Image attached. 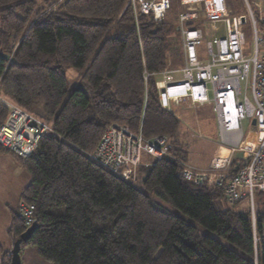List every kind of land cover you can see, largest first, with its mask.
Instances as JSON below:
<instances>
[{"label":"trees","instance_id":"obj_1","mask_svg":"<svg viewBox=\"0 0 264 264\" xmlns=\"http://www.w3.org/2000/svg\"><path fill=\"white\" fill-rule=\"evenodd\" d=\"M173 36L167 18L136 23L129 0H0V125L5 99L53 130L27 159L0 147L30 177L20 201L35 206L37 228L21 244L22 264H264L251 211L235 212L213 180L185 179L180 120L161 106L156 79H144L171 67ZM69 68L82 72L70 95ZM114 126L166 137L170 156L124 180L91 158ZM25 231L15 212L10 237Z\"/></svg>","mask_w":264,"mask_h":264},{"label":"built area","instance_id":"obj_2","mask_svg":"<svg viewBox=\"0 0 264 264\" xmlns=\"http://www.w3.org/2000/svg\"><path fill=\"white\" fill-rule=\"evenodd\" d=\"M178 3L182 8L178 28L184 65L176 70L145 72L144 79H156L160 104L166 110L172 111L183 103L212 108L221 139L216 155L208 170L199 172L186 166L183 175L195 185L213 180L230 205L249 199L257 242L264 239V228L261 236L256 230V194L264 193L263 2L257 4L258 15L246 0L248 16L232 14L228 0ZM129 4L136 23L141 16L163 21L173 7L172 0H129ZM248 23L254 41L247 56ZM202 46L206 57L199 51ZM1 102L9 114L0 125V147L27 159L38 149L42 138L53 132L52 127L8 100ZM245 120L252 125L247 134L242 129ZM170 150L166 137L146 140L124 126H114L104 134L91 158L124 180L136 181L139 167L168 158ZM230 170L235 174L230 175ZM34 213L35 206L19 202L17 214L26 230L36 223Z\"/></svg>","mask_w":264,"mask_h":264},{"label":"rangeland","instance_id":"obj_3","mask_svg":"<svg viewBox=\"0 0 264 264\" xmlns=\"http://www.w3.org/2000/svg\"><path fill=\"white\" fill-rule=\"evenodd\" d=\"M247 1L251 4L254 12L258 15H259V9L257 4L260 1L263 2L262 8L264 9V0H247ZM172 2H173V7L168 13L167 20L173 25H178V15L182 8L179 5L178 0H172ZM228 6L231 9L232 14L234 15H241V16L249 15L246 0H228ZM245 36H246L245 55L248 56L251 54L253 48V41H254V34L250 23H248L245 26ZM180 41L181 39L178 36H173L171 38V43L173 46L172 57L173 58L177 57L179 61V65L183 66L184 54L182 51V47L180 46ZM199 51L200 53L202 52V54L205 55L206 57L205 46H202L199 49ZM170 68L171 67H168V69ZM66 75H67L68 95H70L74 89H77L82 86V81H81L82 72L74 68H69L66 71ZM176 107H179V111H180V112L176 111L175 115L177 117H180L179 118L180 139H182L181 142L183 143L185 149L187 150L188 165L196 171L199 172L206 171L210 168L211 160L215 157L218 147L221 143L216 116L213 113L212 108L209 106L196 107L194 105H190L189 103H183L177 105ZM180 113L181 114L183 113V116H181ZM184 116L185 118L183 119ZM186 118L187 120H185ZM251 126L252 125L249 120L243 121L242 122L243 132L247 134ZM15 168L16 171L14 172L11 171L10 172L11 174L9 176L6 172V168H4L3 174L0 177V186L8 183L10 184V186L14 185V190L9 192L10 195L6 193L7 197L9 198L8 200L11 203L15 202V200H17V202L19 201L18 195H20L21 193L19 192V188L20 187L27 188L28 185L30 184V178L28 179L26 173L22 171V169H19L20 167H15ZM137 186L139 188V185ZM258 205H259V199H258V194H256V208H258ZM233 210L237 213H248L250 210L249 199L240 202L237 206L233 208ZM177 213L179 214V212ZM14 243L15 241L12 240L11 243H7L5 247L3 246L4 249L8 248L6 251L4 250L2 251L6 255V260H5L6 263L8 262V259L12 257V250ZM0 257H1L0 263L2 264L3 261L2 255H0ZM28 257L29 256H27V260L24 262V264L26 263L50 264V263L42 262L35 257L34 258H28Z\"/></svg>","mask_w":264,"mask_h":264},{"label":"crops","instance_id":"obj_4","mask_svg":"<svg viewBox=\"0 0 264 264\" xmlns=\"http://www.w3.org/2000/svg\"><path fill=\"white\" fill-rule=\"evenodd\" d=\"M263 11H264V9H263ZM170 65H171L170 70H176V69H179L182 67L181 65H179V61H178L177 57H175V58L172 57V60L170 61ZM179 66H181V67H179ZM176 111L180 112L179 107L175 106L173 108V112H176ZM180 115L183 116V113L182 114L180 113ZM179 118L180 117H178V119ZM184 118H185V116L183 117V119ZM185 120H187V118ZM184 132H183V134H184ZM15 167H20L19 169H22V171L25 172V170L15 161V159L11 155L5 154V155L0 156V177L3 174L4 168H6V172L9 176L11 174L10 173L11 171L12 172L16 171ZM24 172H23V175H24ZM26 176L28 177V179L30 178L27 173H26ZM21 177H24V176H21ZM25 186H27V185H25ZM25 188L26 187H20L19 188V192H21L20 195H18L19 201L17 202V200H15V202L11 203L8 200L9 198L7 197V194L10 195L9 192L14 190V185L10 186V184L8 183V184H4V185L0 186V190H1V193H0V255H1V251H3V250L6 251L8 249V248L4 249L3 246L5 247L7 245V243H11V241L13 240V238L10 237V235H9V229H10L11 223H12V216L15 212L17 213V207H18V204L21 200V196H22ZM0 259H1V257H0Z\"/></svg>","mask_w":264,"mask_h":264},{"label":"water","instance_id":"obj_5","mask_svg":"<svg viewBox=\"0 0 264 264\" xmlns=\"http://www.w3.org/2000/svg\"><path fill=\"white\" fill-rule=\"evenodd\" d=\"M179 31V28H178ZM0 58H6L5 55L0 54ZM8 58V57H7ZM255 124V122H253ZM238 171V167L235 168V172ZM37 228V224H33L30 228H28L25 233L21 236L20 239L15 241L13 250H12V261L11 264H22V259H21V244L22 243H27L29 239L31 238L32 234Z\"/></svg>","mask_w":264,"mask_h":264}]
</instances>
